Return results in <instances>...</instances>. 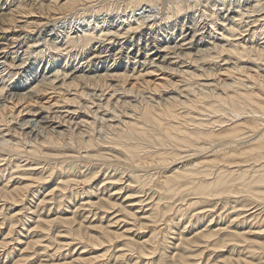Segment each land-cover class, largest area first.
I'll list each match as a JSON object with an SVG mask.
<instances>
[{
  "label": "bare ground",
  "instance_id": "bare-ground-1",
  "mask_svg": "<svg viewBox=\"0 0 264 264\" xmlns=\"http://www.w3.org/2000/svg\"><path fill=\"white\" fill-rule=\"evenodd\" d=\"M0 264H264V0H3Z\"/></svg>",
  "mask_w": 264,
  "mask_h": 264
},
{
  "label": "rangeland",
  "instance_id": "rangeland-1",
  "mask_svg": "<svg viewBox=\"0 0 264 264\" xmlns=\"http://www.w3.org/2000/svg\"><path fill=\"white\" fill-rule=\"evenodd\" d=\"M218 1H222V0H218ZM225 1H227L228 3H234V2H236V0H225ZM232 1V2H231ZM234 1V2H233ZM1 3H3V0H0V4ZM120 3H123L122 1L120 2ZM54 23V22H53ZM59 28V27H58ZM57 28V29H58ZM60 29V28H59ZM51 32V31H50ZM50 34V33H49ZM51 36H53V35H49L48 37H51ZM60 41V40H59ZM67 61V59H66V57L65 58H62V63L64 64L65 62ZM19 228V227H18Z\"/></svg>",
  "mask_w": 264,
  "mask_h": 264
}]
</instances>
